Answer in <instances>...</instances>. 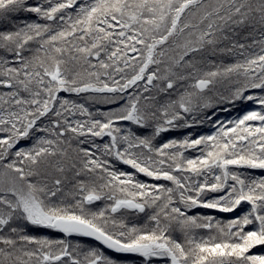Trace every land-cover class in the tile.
<instances>
[{
  "label": "snow or ice",
  "instance_id": "1",
  "mask_svg": "<svg viewBox=\"0 0 264 264\" xmlns=\"http://www.w3.org/2000/svg\"><path fill=\"white\" fill-rule=\"evenodd\" d=\"M0 264H264V0H0Z\"/></svg>",
  "mask_w": 264,
  "mask_h": 264
},
{
  "label": "trees",
  "instance_id": "2",
  "mask_svg": "<svg viewBox=\"0 0 264 264\" xmlns=\"http://www.w3.org/2000/svg\"><path fill=\"white\" fill-rule=\"evenodd\" d=\"M227 107L231 108L230 105L227 106ZM211 111H212V110H208V114H209V115H211ZM232 114L235 115V112L233 111ZM219 115L221 116V118H223L224 116L228 115V113H225V112H219ZM209 127H210V125H208V124H205V125L202 126L203 130H205V131H206ZM198 211H206V210H198ZM232 215H234V214L226 213V214H221L220 217L227 218V217H230V216H232ZM254 251H259V249H254ZM128 259H131V258H128Z\"/></svg>",
  "mask_w": 264,
  "mask_h": 264
},
{
  "label": "rangeland",
  "instance_id": "3",
  "mask_svg": "<svg viewBox=\"0 0 264 264\" xmlns=\"http://www.w3.org/2000/svg\"><path fill=\"white\" fill-rule=\"evenodd\" d=\"M207 211V210H206ZM218 216H221V214H217Z\"/></svg>",
  "mask_w": 264,
  "mask_h": 264
}]
</instances>
